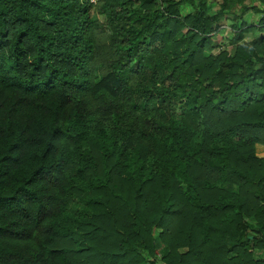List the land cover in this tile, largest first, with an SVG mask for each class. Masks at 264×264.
Returning a JSON list of instances; mask_svg holds the SVG:
<instances>
[{
	"label": "trees",
	"instance_id": "16d2710c",
	"mask_svg": "<svg viewBox=\"0 0 264 264\" xmlns=\"http://www.w3.org/2000/svg\"><path fill=\"white\" fill-rule=\"evenodd\" d=\"M159 262L264 264V0H0V264Z\"/></svg>",
	"mask_w": 264,
	"mask_h": 264
},
{
	"label": "rangeland",
	"instance_id": "374dc122",
	"mask_svg": "<svg viewBox=\"0 0 264 264\" xmlns=\"http://www.w3.org/2000/svg\"><path fill=\"white\" fill-rule=\"evenodd\" d=\"M218 1H221V0H218ZM190 9L188 8V7H186L185 8V12H187V11H189ZM211 12V11H210ZM247 22L248 23H251L252 22V19H251V17L250 18H247ZM251 21V22H250ZM224 25L226 26V27H224V28H222L221 29V31H220V33H219V36H218V40H219V47H217L216 48V51H215V53H218V51L220 50V49H230L231 48V46L228 44V41L230 40V39H232V33H230L229 32V30H228V26L230 25V20H226V22L224 23ZM247 39H249L248 37H247ZM159 255H161V253L159 252ZM161 262H159V263H157V264H160Z\"/></svg>",
	"mask_w": 264,
	"mask_h": 264
},
{
	"label": "crops",
	"instance_id": "0c3cea01",
	"mask_svg": "<svg viewBox=\"0 0 264 264\" xmlns=\"http://www.w3.org/2000/svg\"><path fill=\"white\" fill-rule=\"evenodd\" d=\"M214 10H215V9L211 10V12H212V11L214 12ZM250 17H251V19H252V22L250 21V22H251L250 24H255V23H256V20L259 18V15H253V14L249 13V14H247V15L245 16V18H244L243 20H244V21H248L247 18H250ZM249 35H250V34H248V36H247L248 38H250Z\"/></svg>",
	"mask_w": 264,
	"mask_h": 264
},
{
	"label": "built area",
	"instance_id": "2783aa9c",
	"mask_svg": "<svg viewBox=\"0 0 264 264\" xmlns=\"http://www.w3.org/2000/svg\"><path fill=\"white\" fill-rule=\"evenodd\" d=\"M92 3H95L96 2V0H90Z\"/></svg>",
	"mask_w": 264,
	"mask_h": 264
}]
</instances>
